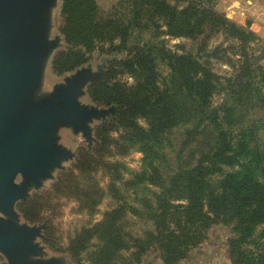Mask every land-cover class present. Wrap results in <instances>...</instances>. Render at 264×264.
<instances>
[{"label":"trees","instance_id":"obj_1","mask_svg":"<svg viewBox=\"0 0 264 264\" xmlns=\"http://www.w3.org/2000/svg\"><path fill=\"white\" fill-rule=\"evenodd\" d=\"M118 8L102 16L95 0L62 2L60 30L69 48L53 58L52 66L59 72L74 69L86 61L88 51L108 44L106 65L88 94L114 111L96 127L91 146L76 155L72 166L57 170L50 195L72 197L83 208L93 209L104 192L96 183L83 187L81 180L103 163L112 145L120 153L138 147L152 169L151 180L162 189L156 208L150 211L154 230L138 241V257L152 247L160 251L164 264H178L219 221L234 223L228 250L232 264H264V253L254 260L247 247L257 242L256 227L264 225V144L258 134L264 120L249 117L250 111H264V71L250 62L248 53L249 43L260 38L250 23L242 27L218 12L214 0H119ZM135 31L138 35L148 31L150 38L132 46ZM217 33L238 41L239 59L227 56L228 48L221 46L207 52L206 40ZM158 34L199 40V53L226 61L235 73L221 76L211 69L208 59L170 51L156 40ZM116 38L118 44H114ZM124 51L126 55L121 56ZM159 61L170 68L163 78L157 69ZM124 70L135 75L133 86L113 82ZM221 93L225 94L222 102L213 104V97ZM139 119L147 128L138 125ZM179 125H186V142L195 148L166 187L153 163L165 134ZM118 128L124 132L115 139L109 133ZM145 174L137 176L144 180ZM49 200L32 196L18 208L29 223L46 224L42 210L50 206ZM176 200L186 204H174ZM117 213L116 209L106 212L102 222L72 238L70 253L85 249L96 235L101 247L95 264H107L112 253L124 246L117 233Z\"/></svg>","mask_w":264,"mask_h":264},{"label":"rangeland","instance_id":"obj_2","mask_svg":"<svg viewBox=\"0 0 264 264\" xmlns=\"http://www.w3.org/2000/svg\"><path fill=\"white\" fill-rule=\"evenodd\" d=\"M252 0H214L215 8L218 12L225 15L231 21L245 27L250 23V29L260 38L249 43L248 53L250 62H255L260 67L261 72L264 71V0H255L258 9L251 11L250 6ZM63 0H57V4L51 13L50 39H57V46L49 54L43 70L42 85L37 97L48 94L55 84L61 83L68 76H71L77 69L90 66L92 71H98L100 67L104 69L106 65V48L108 44H98L94 49L85 54L86 61L74 69L59 72L54 70L52 66L53 58L62 52L68 51L69 44L66 43L61 33V26L64 24V16L61 13ZM99 13L102 16L108 15L114 10L119 11V0H95ZM253 17L256 18V24ZM161 30H165L162 27ZM256 30V31H255ZM135 35V36H134ZM135 31L130 39V44H142L150 38V32L145 31L138 35ZM156 40L164 43V46L178 55L186 53L196 54L202 57V60L208 59L211 69L221 76H232L235 73V67H232L226 61L215 58L206 57L199 53V40H193L186 37H170L165 34H158ZM116 38L114 44H118ZM206 50L210 52L221 46L228 48L227 56L235 60L240 58L238 53L239 43L236 40L225 39L222 33L212 35L206 40ZM77 49H80L78 47ZM86 51V49L83 48ZM236 52V53H235ZM126 51L121 52V56L126 55ZM160 78H163L170 71L166 62L159 61L157 63ZM237 73V71H236ZM159 78V80H160ZM135 75L124 70L119 72L113 79L125 86H133L136 83ZM93 83V82H92ZM91 83H88L84 89V95L81 101L88 105H94L102 108L108 106L94 102L88 92ZM238 89V87H236ZM225 94L221 93L213 97V104L222 102ZM108 117V116H107ZM249 117L256 121L264 120V111L255 109L249 112ZM105 119V118H104ZM104 119L93 120L91 123V135L95 137V130ZM138 125L147 128V124L143 119L137 121ZM123 129L118 128L110 132L113 138H119L123 134ZM58 142L69 149L73 153V157L62 162V166L70 167L74 162L76 155L91 145L88 144L82 133H75L71 128L61 127L58 132ZM259 139L264 144V124H261L259 131ZM186 125H179L169 130L163 137L162 144L159 148V155L154 160L153 166L160 171V177L164 185H170L171 177L177 172L179 167L186 166L189 161V155L195 146L186 142ZM92 144V143H91ZM112 152L106 155L103 163L96 166L89 172V175L81 181L85 187L88 184L96 183L104 192L100 202L93 208H83L82 203L72 197L51 196V184L53 179L43 182L41 188L31 189L29 198L32 196H42L49 198L50 206L42 210L44 221L47 229L42 231L43 237L37 238L38 242L44 249V257H60L63 264H95L97 259V250L101 247L99 237L92 236L87 242L85 249L76 254L70 253L68 250L69 242L84 228H92L104 219V214L110 210L116 209L117 221L116 228L118 235L123 239L121 249H118L111 255V259L107 264H164L160 251L149 247L148 250L137 256L139 249L138 241L145 238L149 231L154 230V223L150 218V211L157 206L156 196L161 192L158 183L151 180L152 169L150 165L145 164L144 154L138 147L128 149L125 153L118 152L116 145H112ZM109 163L117 166H109ZM146 172L144 180H140L137 176L142 172ZM57 171L54 172V176ZM151 174V175H150ZM20 181L18 176L16 182ZM28 199V198H27ZM26 199V200H27ZM25 201V200H24ZM19 201L16 204V210L19 213V222L29 225H37L39 223H29L23 218L18 208ZM174 204L185 205V200L173 201ZM45 204V203H44ZM233 222H215L207 230L206 239L197 247L193 248L187 257L178 264H232L229 258V239L234 236L232 229ZM264 225L256 227L253 237L257 242L248 245L254 255L253 259L257 260L259 253H264V234L262 233ZM4 259L0 256V261Z\"/></svg>","mask_w":264,"mask_h":264},{"label":"water","instance_id":"obj_3","mask_svg":"<svg viewBox=\"0 0 264 264\" xmlns=\"http://www.w3.org/2000/svg\"><path fill=\"white\" fill-rule=\"evenodd\" d=\"M57 0H0V264H63L44 257L36 242L45 223L19 222L16 204L29 198L62 169L73 153L58 142V130L82 133L89 145L93 120L114 111L81 101L88 83L102 73L90 66L76 70L41 97L45 62L57 46L50 39ZM20 181L16 182L17 177Z\"/></svg>","mask_w":264,"mask_h":264},{"label":"crops","instance_id":"obj_4","mask_svg":"<svg viewBox=\"0 0 264 264\" xmlns=\"http://www.w3.org/2000/svg\"><path fill=\"white\" fill-rule=\"evenodd\" d=\"M250 3H251V6H250L251 11H254V10L258 9V6H257V3H256L255 0H252ZM253 19H254V23H252V24L255 25L256 24V18L253 17Z\"/></svg>","mask_w":264,"mask_h":264},{"label":"flooded vegetation","instance_id":"obj_5","mask_svg":"<svg viewBox=\"0 0 264 264\" xmlns=\"http://www.w3.org/2000/svg\"><path fill=\"white\" fill-rule=\"evenodd\" d=\"M39 224H43V223H39ZM46 226L44 228L41 229V236L38 237V238H42L43 237V234H42V231L45 230ZM1 256V255H0ZM4 260L1 261V262H4V261H7L3 256H1Z\"/></svg>","mask_w":264,"mask_h":264}]
</instances>
